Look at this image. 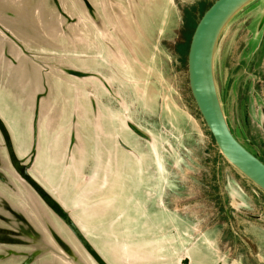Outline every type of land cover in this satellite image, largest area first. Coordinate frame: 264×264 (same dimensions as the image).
I'll return each instance as SVG.
<instances>
[{"label":"rangeland","instance_id":"rangeland-1","mask_svg":"<svg viewBox=\"0 0 264 264\" xmlns=\"http://www.w3.org/2000/svg\"><path fill=\"white\" fill-rule=\"evenodd\" d=\"M213 0H0V264H264V192L206 127L187 77ZM213 76L264 161V0Z\"/></svg>","mask_w":264,"mask_h":264},{"label":"water","instance_id":"water-1","mask_svg":"<svg viewBox=\"0 0 264 264\" xmlns=\"http://www.w3.org/2000/svg\"><path fill=\"white\" fill-rule=\"evenodd\" d=\"M250 1L252 0H213L206 8L190 38L187 77L195 106L220 153L264 192V161L243 145L231 131L222 111L213 76V53L218 37L232 16ZM205 55L215 102L207 89Z\"/></svg>","mask_w":264,"mask_h":264},{"label":"bare ground","instance_id":"bare-ground-1","mask_svg":"<svg viewBox=\"0 0 264 264\" xmlns=\"http://www.w3.org/2000/svg\"><path fill=\"white\" fill-rule=\"evenodd\" d=\"M205 72H206V80H207V89H208L209 94L212 97L213 101L215 102L214 94H213V91H212V88H211V84H210V80H209V76H208V71H207V56L206 55H205Z\"/></svg>","mask_w":264,"mask_h":264},{"label":"trees","instance_id":"trees-1","mask_svg":"<svg viewBox=\"0 0 264 264\" xmlns=\"http://www.w3.org/2000/svg\"><path fill=\"white\" fill-rule=\"evenodd\" d=\"M205 10H206V9H205ZM205 10H204V11H205ZM204 11H203V12H204ZM201 15H202V14H201ZM196 23H197V22H196ZM195 25H196V24H195ZM194 27H195V26H194ZM194 27H193V30H194ZM193 30H192V32H193ZM191 35H192V33H191ZM190 37H191V36H190ZM188 46H189V45H188Z\"/></svg>","mask_w":264,"mask_h":264}]
</instances>
